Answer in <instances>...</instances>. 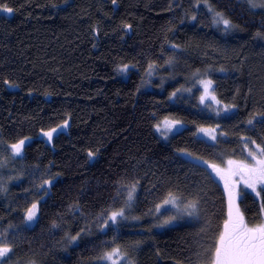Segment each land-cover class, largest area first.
Returning <instances> with one entry per match:
<instances>
[{"label": "trees", "instance_id": "1", "mask_svg": "<svg viewBox=\"0 0 264 264\" xmlns=\"http://www.w3.org/2000/svg\"><path fill=\"white\" fill-rule=\"evenodd\" d=\"M4 4L13 9L0 14V242L13 248L9 264H104L114 248L133 264H212L229 195L210 165L264 142V9L247 0ZM205 78L227 115L197 104ZM166 118L186 124L169 140L156 131ZM200 127L222 137L210 143ZM170 195L181 207L195 202L197 216L161 228ZM262 203L264 191L261 202L239 196L247 225L263 220Z\"/></svg>", "mask_w": 264, "mask_h": 264}, {"label": "snow or ice", "instance_id": "2", "mask_svg": "<svg viewBox=\"0 0 264 264\" xmlns=\"http://www.w3.org/2000/svg\"><path fill=\"white\" fill-rule=\"evenodd\" d=\"M247 3L251 8L264 9V0H247ZM2 10L7 13L13 11V9L6 4L2 6ZM217 16L218 19L216 20V23H222L226 29L231 25V21L224 18L222 13H217ZM193 19H196V17H193ZM204 85L205 95L201 96V101L203 102L206 98L215 100V96L209 97L208 95L211 81H205ZM227 110L228 109L226 108L225 111ZM175 123L176 122L166 118L162 121L163 129H161V125L159 124L156 127L157 130H160L162 134H164L167 131H171L172 128L175 127ZM248 123L252 124L253 120H249ZM63 127H67V124L65 123ZM55 131L56 129H53L44 134L51 140L53 132ZM201 131L204 130L202 129ZM214 138L215 137H213V139ZM24 143L25 142L21 140L18 144L12 146L17 155L20 154ZM251 143L255 144V141H252ZM256 148L258 150L257 152L251 150L248 152L252 163L229 160L227 162L229 168L226 174L224 170L220 169L218 166L210 165L213 171L220 176L221 179L225 180V188L228 190L229 195L228 219L225 221L223 231L216 240L212 256V264H264V223L255 227H249L244 222L243 215L239 210L238 204H236V201L240 196L238 191L239 183H243L245 189H252V191L256 193V196H260V192L264 191V188L257 191V185H264V147L256 145ZM89 155H91V153H89ZM234 177H239V182L233 179ZM131 199L132 195L130 193L129 200ZM164 205H173L177 209V213L170 219L165 220L164 225L172 224L182 216H197L195 202L180 207L170 195L169 199L164 201ZM164 205H161L160 207H163ZM261 209L264 210V203L261 204ZM36 212L37 205L33 204L32 207L27 210V219L29 221L33 220L36 216ZM123 216V211L113 212L109 219L115 224L117 217ZM105 227H107V225H105ZM76 238L77 237H73L72 239L75 240ZM12 252V247L7 243L0 242V264H9V260L11 259L10 254ZM119 253L120 249L114 248L111 252L105 253L99 259L112 261V264H118V261L113 260V257L119 255Z\"/></svg>", "mask_w": 264, "mask_h": 264}, {"label": "rangeland", "instance_id": "3", "mask_svg": "<svg viewBox=\"0 0 264 264\" xmlns=\"http://www.w3.org/2000/svg\"><path fill=\"white\" fill-rule=\"evenodd\" d=\"M200 12H201V15H200L201 19L200 20H202L203 23L207 22L206 21V17L202 15L203 11H200ZM0 14L5 15V16H10L11 15V13L4 12L2 10V7H0ZM205 81H211V86H210V88L208 90V95H209V97L215 96V100H213L211 98H206L203 102L201 101V96L205 95V85H204ZM161 82H162V87H163V82H165V80L163 79L162 76H161ZM213 82H214V80L212 78L202 79V81H200V84L196 82V84H199V88L201 89L200 94H198V97H197V104L199 105V107H207L208 111L213 113V114H217V115H220V116L227 115L230 112V108H229L228 105H225V104H223V103L218 101V99L216 97V94L212 91V89H213V86H212L213 84L212 83ZM188 91L190 93H192L190 90H186L187 93H188ZM178 92H179V88H175L174 90H172V92L170 93V96H169L171 101H174L175 96H176V94ZM217 102H219V103H217ZM226 108L228 109L227 111H225ZM164 120L165 119L161 120L158 123L159 125H161V129H163L162 121H164ZM169 120H171L173 122H176L175 123V127H173L171 131H167L166 133L162 134V132L160 130H157V127H156L157 133L164 140H169L172 136H174L177 133L181 132L186 127V124L184 122L180 121V120H175V119H169ZM202 129L204 131H201ZM55 132H59L58 129ZM55 132H53V133L55 134ZM196 135L199 138H202V139H204V140H206V141H208L210 143H216L218 141V138L222 137V135L219 133L218 130L213 129V128H205V127L198 128L197 131H196ZM213 137H215V138L213 139ZM47 140L50 141L49 137H47ZM27 141L28 140H24L25 143H24L23 148H22V150H21L19 155H17L15 153V150H14V156L15 157H20L22 155L24 146L26 145ZM251 142L245 143L244 145H242V148L240 149V156L235 157V158H229V159H227L225 161V163L223 165H221V169L224 170L225 174L227 173L228 168H229V165L227 163L229 160L237 161V162L252 163L251 157H249V155H248L249 150L257 152L258 150L256 148V145H260L261 147H264V142L255 141V144H253ZM246 145H247V147H246ZM182 155H184L185 157H190V155L188 153H183ZM233 179H235L237 182H239V177H234ZM261 188H264V185H257V191H260ZM238 189H239L240 196H244L246 193H251L256 198H258L259 201L261 202L262 191L260 192V196H256V193L253 192L252 189H245L243 183H239V188ZM239 210H240V208H239ZM176 213H177V209L173 205H169V207H166L163 210H158L157 215L160 214V215L163 216V218H162V225L163 226H161V228H166L168 226H172V225H175L176 223H178L179 219L177 221H175L174 223H172V224L164 225V221L167 220V219H170ZM37 218H38V205H37V212H36L35 218L33 220H31V221H29L27 219L28 224L31 225V226L35 225V223L37 221ZM180 218H182V217H180ZM123 221L124 222H131V223H138L136 218L133 219V218H128L127 217ZM261 223H264V211H263V220L257 225H260ZM257 225H248V226L249 227H255ZM113 260L118 261V264H133L130 261V259L128 258L127 254H125L121 249H120L119 255L114 256ZM102 262H104V264H112V261H108V260H102Z\"/></svg>", "mask_w": 264, "mask_h": 264}]
</instances>
